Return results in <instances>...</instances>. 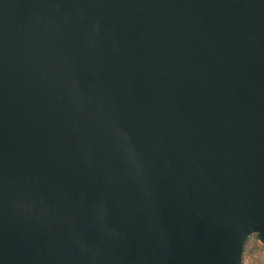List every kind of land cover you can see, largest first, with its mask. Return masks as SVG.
I'll use <instances>...</instances> for the list:
<instances>
[{
	"label": "water",
	"instance_id": "1",
	"mask_svg": "<svg viewBox=\"0 0 264 264\" xmlns=\"http://www.w3.org/2000/svg\"><path fill=\"white\" fill-rule=\"evenodd\" d=\"M264 248V0H0V264H241Z\"/></svg>",
	"mask_w": 264,
	"mask_h": 264
},
{
	"label": "rangeland",
	"instance_id": "2",
	"mask_svg": "<svg viewBox=\"0 0 264 264\" xmlns=\"http://www.w3.org/2000/svg\"><path fill=\"white\" fill-rule=\"evenodd\" d=\"M241 264H264V248L256 241L255 234L250 235L244 243Z\"/></svg>",
	"mask_w": 264,
	"mask_h": 264
}]
</instances>
